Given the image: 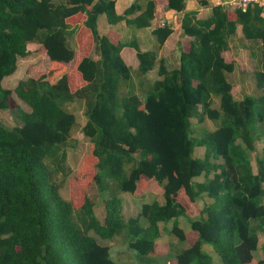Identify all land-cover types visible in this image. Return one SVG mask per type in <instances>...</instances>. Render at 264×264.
I'll return each instance as SVG.
<instances>
[{
	"label": "trees",
	"instance_id": "obj_1",
	"mask_svg": "<svg viewBox=\"0 0 264 264\" xmlns=\"http://www.w3.org/2000/svg\"><path fill=\"white\" fill-rule=\"evenodd\" d=\"M168 6L184 10L185 0H169ZM78 15L82 23L69 22ZM100 15L110 24L125 19L114 0H0V110L10 108L14 93L30 107L19 109L18 125L0 126V264H156L158 224L186 214L180 192L191 203L205 195L212 202L190 220L198 239L175 254L177 264L251 263L258 233L264 232V148L262 156L256 149L257 137L264 143V4L232 10L216 5L207 19L185 13L182 30L190 48L179 66L161 64L160 79L145 85L144 98L134 93L132 68L121 56L127 44L100 35ZM154 15L155 2L148 0L146 10L128 22L147 27ZM83 27L100 59L87 56L69 68ZM172 31L167 24L155 29L158 47ZM29 44L41 45L51 65L7 89L3 81L30 54ZM235 45L245 46L257 66V93L241 98L229 78L237 64L223 56ZM134 47L136 74L144 76L154 69L157 51ZM77 74L81 87L73 86ZM77 100L85 101L82 131L92 142L76 175L81 181L92 173L80 203L77 196L62 195L46 163L62 168L65 151L59 154L78 124L65 106ZM206 120L214 128L201 126ZM199 147L203 157L195 155ZM150 180L163 188L164 203L144 204L140 214L126 219L122 194L145 189ZM91 185L109 196L102 205L92 199ZM173 232L187 242L188 233L177 224ZM205 244L219 262L203 250ZM124 245L131 256L123 262L118 248Z\"/></svg>",
	"mask_w": 264,
	"mask_h": 264
},
{
	"label": "crops",
	"instance_id": "obj_2",
	"mask_svg": "<svg viewBox=\"0 0 264 264\" xmlns=\"http://www.w3.org/2000/svg\"><path fill=\"white\" fill-rule=\"evenodd\" d=\"M55 1L61 2L63 0ZM114 1L116 13L118 15L124 16L125 19L116 24H110L107 21L105 15H100L98 18V30L100 35L107 36L115 44H127V46L122 49L121 56L126 64L132 68V89L134 93L139 95L141 98H144V95L142 96V89L145 88V85L150 86L151 83L160 79L159 68L161 64H165L169 69L175 68L179 66L181 53L183 51L189 50L191 38L189 36H185L182 30V19L185 13L195 11L197 12L198 19H207L212 15L213 7L216 5L223 4L228 6L231 10L234 8L232 5H229L230 0H185L184 10H176L173 8H169V0H154V19L152 20L150 26L140 28L132 23H129L128 21L137 18L146 10L148 0ZM231 17L233 18V15ZM83 19L84 16L78 15L70 18L69 22H71L73 25H76L82 23ZM165 24L169 25L173 31L172 34L164 42L163 46L158 47V41L154 34V31L157 28L163 27ZM237 37L238 39H241L243 37L241 25H239L237 28ZM136 44L141 51H157V62L154 69L144 76L136 74L139 67L137 50L134 47ZM30 45L33 44H29L28 47ZM93 46L94 43L90 30L83 27L80 31V35L76 37L75 59L72 63L68 64V67L71 68L73 64L79 63L82 58L87 56H92L94 60H99L100 56L95 51H93ZM238 47L235 45L233 49L225 52L223 56L226 59V53L235 55L237 49H240V51L238 52L240 54L239 57L234 56V59L230 61H234L238 65H246L248 60L246 59V56L248 54V57H250V52L246 53L245 50H242V48ZM240 57L242 58V61L240 60ZM75 77L76 83H74V87H81L85 84L81 80L79 74H77ZM139 88L140 94L138 92ZM199 148L205 150L203 147ZM197 180L202 181L203 178L200 177ZM163 192L164 191L161 185H159L155 180H150L147 182V186L145 189L138 188L137 191L133 194L125 193L124 196H122V198H126H123L122 204V213L124 217L126 219H129L130 217H136L141 213L142 206L144 204H151L155 201L163 204L165 201ZM126 194L130 195L128 196ZM178 200L185 206L186 214L169 222H160L158 224L160 236L155 239L154 250L156 256L160 258H156L158 259V261L155 260V258L152 259L156 264H177L175 254L181 249L193 245L198 239V235L190 231V220L199 219L202 216V209L205 207V205L212 202V199L205 195L202 199H199L197 203H191L185 198L183 192L179 193ZM175 224H177L181 230L188 233L187 242L181 243L179 241V237L173 232V227ZM258 235L259 237L262 236L260 232L258 233ZM126 248L127 245H124L121 249L118 250L119 252L122 251L119 253V256L123 262V259L131 256ZM203 250L208 253L215 262H219L220 257L213 246L205 244L203 245ZM257 252L258 250L255 252L253 261L249 264H257ZM166 258H168L167 262Z\"/></svg>",
	"mask_w": 264,
	"mask_h": 264
},
{
	"label": "rangeland",
	"instance_id": "obj_3",
	"mask_svg": "<svg viewBox=\"0 0 264 264\" xmlns=\"http://www.w3.org/2000/svg\"><path fill=\"white\" fill-rule=\"evenodd\" d=\"M243 45H240L238 48H242V50H245L246 53H249V50L247 48L242 47ZM30 54L26 58H22L18 62V68L17 71L9 76L6 77L3 81V85L7 89L14 90L17 86L18 82L21 80L28 79L29 77H38L44 72H46L50 65V59L48 55H46L45 49L39 45V44H33L28 47ZM240 49H237L236 54H227L226 53V59L228 61L234 59V56L239 57ZM247 64H241L236 65V71L229 76L230 80L233 82L235 87L233 88V92L236 97L241 98L243 94L249 93V94H256L257 90L255 87V79H254V71L256 69L255 63H253V60L251 59V56L248 57V54L246 56ZM240 60L242 61V58L240 57ZM139 94H140V88H139ZM147 95V93H146ZM65 108L71 112H74L78 124L73 129L71 134V139L68 142V144L65 146L63 150H61L60 154L65 151V161L63 162L62 168H58V165L56 161H49L47 160L46 163L48 164L50 168V172L52 175V180L61 187V193L65 198H69L71 196H77L80 201L83 200V194H84V185L87 184L89 180V175H92L91 172H89L82 178L81 181H78L76 179L77 172L83 162V160L90 154L91 152V141L88 137H86L83 134L82 127L84 123L86 122V104L85 101L77 100L74 103L67 104ZM19 109H24L26 111H30V107L26 105L22 100H20L16 94L14 93L12 95V98L10 99V108L8 110H0V126H4L6 128H12L19 124L20 120L17 117V113ZM194 122L195 119L193 120ZM201 126H206L208 128H214V123L211 120H206L204 124ZM264 148V143L262 139L257 137L256 141V149H257V155L262 156V150ZM195 155L198 157H203L204 150L202 148H197L195 151ZM254 170H256V164L253 162ZM89 171V170H88ZM91 173V174H90ZM88 191L91 193V197L94 201L102 205V202L104 199H107L109 196L107 194H104L102 196L100 192L98 191V188L95 187V185H91ZM125 193H123L122 196H124ZM130 195V194H126ZM126 199L125 197H123ZM262 236L259 237V248L258 252L256 253V257L264 258V232H260ZM122 237V236H119ZM124 237V236H123ZM157 239V238H156ZM120 243V242H119ZM120 249V248H118ZM127 249V248H126ZM127 254V253H126ZM128 259V257H126ZM128 264H141L137 261H129Z\"/></svg>",
	"mask_w": 264,
	"mask_h": 264
},
{
	"label": "built area",
	"instance_id": "obj_4",
	"mask_svg": "<svg viewBox=\"0 0 264 264\" xmlns=\"http://www.w3.org/2000/svg\"><path fill=\"white\" fill-rule=\"evenodd\" d=\"M264 4V0H230L229 5L233 7H238L242 9H246L249 5L252 4Z\"/></svg>",
	"mask_w": 264,
	"mask_h": 264
}]
</instances>
